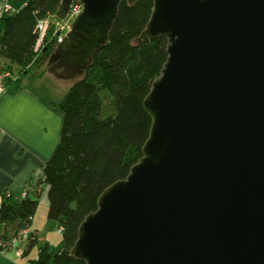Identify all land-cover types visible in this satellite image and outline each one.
<instances>
[{"label":"water","instance_id":"1","mask_svg":"<svg viewBox=\"0 0 264 264\" xmlns=\"http://www.w3.org/2000/svg\"><path fill=\"white\" fill-rule=\"evenodd\" d=\"M76 1L48 62L59 77L90 64L122 0ZM153 3L139 39L166 36L168 57L144 99L143 155L102 192L70 253L87 264H264V0Z\"/></svg>","mask_w":264,"mask_h":264},{"label":"trees","instance_id":"2","mask_svg":"<svg viewBox=\"0 0 264 264\" xmlns=\"http://www.w3.org/2000/svg\"><path fill=\"white\" fill-rule=\"evenodd\" d=\"M61 0H22L12 13L0 15V57L4 68L27 74L33 64H48L58 43L54 27L39 37V19L56 13ZM153 0H122L108 40L96 49L90 64L61 98L63 112L60 140L44 167L41 182L48 185L47 216L63 226L62 246L39 244L31 264H87L71 255L81 222L95 211L102 192L126 178L143 155L152 116L144 99L167 60V37L140 40L153 11ZM11 78H6V82ZM19 80V78L17 79ZM113 109L102 115L104 100ZM106 98V99H105ZM109 104V103H108ZM34 197L16 198L6 192L0 198V236L8 241L30 227L39 204ZM40 242L28 241L24 255Z\"/></svg>","mask_w":264,"mask_h":264},{"label":"crops","instance_id":"3","mask_svg":"<svg viewBox=\"0 0 264 264\" xmlns=\"http://www.w3.org/2000/svg\"><path fill=\"white\" fill-rule=\"evenodd\" d=\"M6 2L15 11L22 6V0ZM7 13L0 0V15ZM6 62L0 57V67L4 68ZM31 79L26 74L6 82L0 95V198L6 192L16 198L24 192L34 197L39 190V203L48 209V185L41 180L45 164L60 140L63 112L58 103L62 97L41 91ZM34 218L29 230L43 241ZM0 264L23 263L14 250L7 248L0 249Z\"/></svg>","mask_w":264,"mask_h":264},{"label":"rangeland","instance_id":"4","mask_svg":"<svg viewBox=\"0 0 264 264\" xmlns=\"http://www.w3.org/2000/svg\"><path fill=\"white\" fill-rule=\"evenodd\" d=\"M54 27V26H53ZM55 30V27H54ZM55 34V33H54ZM47 64L45 65H37L33 64L28 69V75L33 78V84L36 85L38 89L41 91L53 95V97H63L69 88L82 77V73L75 74L72 77L65 78L59 77L53 72H51ZM15 74L19 73V69H14ZM26 74L19 75V79H21ZM106 99V98H105ZM109 103V104H108ZM112 105L110 104V97H107V100H104L103 107H102V115H107L112 112ZM35 223L37 227H39L40 235L43 237V241L40 240L38 244H36L29 253L26 255L21 256L23 264H31V259L37 257L38 253V246L39 244H45L48 242L51 249H58L62 246L63 236L62 234L57 232L58 224L49 219L47 216V207L42 205L41 203L38 204L37 210L35 212ZM30 225V229H31ZM32 230V229H31ZM15 250V248H11Z\"/></svg>","mask_w":264,"mask_h":264},{"label":"built area","instance_id":"5","mask_svg":"<svg viewBox=\"0 0 264 264\" xmlns=\"http://www.w3.org/2000/svg\"><path fill=\"white\" fill-rule=\"evenodd\" d=\"M4 1V9L8 13L15 12L14 8ZM82 4L79 1L73 0L68 12L63 18L56 17L54 14H49L47 17L43 19H39L37 22V31H38V39L35 46V49L38 50L42 45L43 38L47 33L48 29L51 26L55 27L54 33L56 34L57 43H60L65 34L71 29V25L75 20L76 16L82 10ZM6 78H11V80H17L19 78L18 74L11 71L10 69L0 67V95L4 92L6 88ZM27 192H24L21 197H25ZM63 226L58 225L57 232L62 234ZM39 239V236L35 232H31L29 227L21 229L17 234L13 235L8 241H4L0 236V249L6 250L7 248H15V253L17 256L21 257L24 255V251L26 245L31 239Z\"/></svg>","mask_w":264,"mask_h":264}]
</instances>
